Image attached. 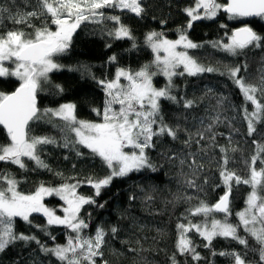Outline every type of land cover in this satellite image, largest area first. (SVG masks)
<instances>
[{"label": "snow or ice", "instance_id": "1", "mask_svg": "<svg viewBox=\"0 0 264 264\" xmlns=\"http://www.w3.org/2000/svg\"><path fill=\"white\" fill-rule=\"evenodd\" d=\"M105 9L128 11L137 17H142L146 12L143 0H37L34 10L17 11L14 14L9 8L0 6V15L7 13L6 18L11 19L14 24L33 29L32 32L23 28L0 32V78L14 77L18 81V86L13 91H0V128L6 130L8 138V143L0 144V162L28 170L27 161H32L36 168L51 171L42 158L41 151L45 145H58L75 151L77 156L83 155L80 151V147H83L100 158L109 169L108 175L101 179L89 177L84 181L65 182L59 186H45L41 183L31 193L19 190V181L14 175L0 172V253L18 242L25 245L34 243L41 253L55 257L59 264H98V258L100 264H108L102 259L107 237H115L119 229L113 226L106 231L104 227L98 226L94 234H85L89 223L82 218V209L85 205L96 204L95 196H99L102 189L110 186L115 178H124L144 170L157 171V166L150 157V150L155 149L164 138L179 140L180 133L184 132L186 138L183 144L188 151L180 156L175 152L166 154L169 160L178 159L182 170L188 168L189 173L184 174V186L196 192L203 191L202 186L197 183L200 173L204 171V164L199 157L201 154L207 155L209 145L204 142L212 141L211 146L218 147L221 154L217 161L219 183L214 188L223 191L214 204L191 195L179 198L188 203L195 198L198 202L190 205L183 220L177 223L176 253L170 257V264H179L177 254L190 255L194 261L203 259L189 235L193 232L205 241V248H211L217 237L234 240L248 248L249 238H252L258 245V264H264V143L252 141L255 151L246 161L248 174L241 176L229 168V147L215 143L214 126L221 122L219 114L208 123L201 119V129L191 132L188 128H181L179 124H169L162 108L163 101L184 109L195 106L194 100L174 94L177 89L174 77L185 74L195 77L215 72L227 74L245 102L240 111L247 123V135L251 137L257 132V124H264V71L257 83H250L241 75L242 70H247L246 65H225V70L220 71L217 67L200 63L187 50L202 45L189 39L186 30L191 29L194 22L212 20L221 12L232 21L245 18L264 20V0H194L193 6L183 9L188 22L185 28L178 29V39L170 40L163 32H149L145 38L146 43L155 54L151 64H145L138 71L117 68L113 79L97 81L105 93L103 107L92 109L100 117L99 121L79 119L74 103H64L55 109H41L38 105L39 92L49 82V74L63 67L54 57L67 52L73 34L81 23L88 20L99 23L101 19H107L115 25L107 31L108 36L116 40H135L131 28L121 21V17L106 16ZM41 17L50 21L55 30L47 23L43 27H35L32 20ZM161 23L165 24L167 21ZM221 27L227 28V25L222 24ZM225 35L228 37L227 43L216 41L212 47L220 48L231 56L241 55L250 48L264 47V35L259 34L248 23L235 28L230 35ZM132 46L135 47V43ZM109 59L114 62L117 57L113 55ZM153 66L155 71L152 70ZM157 75L166 78L167 83L163 87H157L153 83V78ZM122 80L126 83H122ZM56 87L63 91L59 85ZM226 100L227 97H221L218 104L222 105ZM248 105H251V109ZM42 120L60 129L64 134L62 142H58L55 137L31 134V125ZM229 126L231 127V122ZM193 145L196 146L195 151H192ZM231 151L236 149L232 148ZM82 183L90 185L95 190V195L79 194L77 189ZM203 183H208L207 177H204ZM240 185L247 186L249 192L244 201L245 207L235 213L237 222L233 223L229 219L233 215L232 196L234 189ZM46 196H57L64 202L66 207L62 209V216L57 215L55 209L46 206ZM147 199L151 200L152 197ZM98 207L103 208L104 205L100 204ZM34 214L42 215L45 224H34ZM216 214H221L222 218H216ZM189 217L203 219L193 222ZM17 220L36 227L53 241L56 238L48 231L51 226H63L70 234L66 243L50 247L35 234L18 232ZM241 230L245 235L240 234ZM212 254L230 256L233 264H250L246 256L236 251H213Z\"/></svg>", "mask_w": 264, "mask_h": 264}, {"label": "trees", "instance_id": "2", "mask_svg": "<svg viewBox=\"0 0 264 264\" xmlns=\"http://www.w3.org/2000/svg\"><path fill=\"white\" fill-rule=\"evenodd\" d=\"M143 3L146 12L142 17L118 9L104 10L106 16L121 17V21L131 28L134 41L116 40L108 36L107 31L115 26L110 20L101 19L99 23L88 20L81 23L73 34L67 52L54 57V60L63 67L49 74V82L45 83L44 90L39 92L38 105L41 109H54L64 103H74L77 106L76 115L79 119L99 121L100 117L96 116L92 109L103 107L105 93L97 81L113 79L117 68L138 71L145 64H151L154 54L146 43V35L151 31H157L163 32L169 39L179 37L178 29L185 28L188 22L183 9L193 6L194 0H143ZM36 5L37 0H0V6L9 8L13 14L17 11H32ZM6 17L7 13L0 15V32L16 28H23L27 32L33 31L32 28L24 25L14 24ZM161 21L167 23L162 24ZM46 23L52 30L55 29V26L44 17L32 20L35 27H43ZM244 23H248L255 31L264 35V20L259 18L232 21L221 12L212 20L194 22L193 27L186 30V34L202 46L190 49L191 56L204 65L219 68L220 71L225 70V65L233 67L246 65L247 70H242L241 75L248 82L257 83L264 71V47L247 49L238 56H231L220 48L212 47L216 41L227 43L228 37L225 33L230 35L232 30L243 26ZM222 24H226L227 28H222ZM133 43L135 47L132 46ZM113 55L117 57L114 62L109 59ZM152 70L155 71L154 66ZM173 79L177 86L174 94L194 100L195 106L184 109L163 101V114L167 122L172 125L179 124L181 128L195 132L201 129V119L208 123L212 117L219 114L221 122L214 126L215 143L229 147L228 155L231 158L229 168L241 176H246L248 174L246 161L255 151L252 141L264 143V124H257V132L253 136L247 135V123L240 111L245 102L233 81L227 74L221 75L219 72L204 73L195 77L185 74ZM153 82L155 86L163 87L167 80L162 75H157L153 78ZM56 85H59L63 91H59ZM17 86L18 81L14 77L0 78V91L11 92ZM221 97H227V100L219 105L218 100ZM248 107L251 109V105ZM31 134L55 137L58 142H62L64 135L58 127L43 120L31 125ZM229 137H231L230 143ZM185 138L184 132L180 133V139L177 141L164 138L149 153L157 166V171L144 170L124 178H115L110 186L102 189L99 196H95L96 204L85 205L82 209L81 216L89 223L85 234H94L98 226L104 227L106 231L113 226L119 229L115 237L111 235L107 237L102 259L108 264H170V257L176 253L177 223L183 220L186 209L198 202L195 198L190 203L179 198L191 195L214 204L222 194L223 189L214 188L219 183L217 161L221 154L218 147L211 146L212 141L204 142L209 145L207 155L201 154L199 157L204 164V171L200 173L197 183L202 186L203 191L196 192L184 186V174L189 173L188 168L182 170L178 159L169 160L166 154L175 152L180 156L188 151L183 144ZM6 143H8L6 130L0 128V144ZM232 148L236 151H231ZM195 150L196 146L193 145L192 151ZM80 151L83 155L77 156L75 151L68 148L45 145L41 156L48 163L51 171L36 168L32 161H27L28 170L0 162V172L14 175L19 181V190L24 193L34 192L41 183L45 186H59L65 182L75 183L76 180L84 181L89 177L95 180L108 175L109 169L100 158L93 156L83 147H80ZM204 177L208 178L207 184L203 183ZM77 191L84 196L95 195V190L86 183H82ZM248 192L249 188L245 185L234 189L231 204L233 215L229 217L233 223L237 222L235 213L244 207ZM133 196L135 199H130ZM148 197L152 199L148 200ZM45 201L58 214H62V202L59 197L51 196ZM100 204L104 207H98ZM216 218H222L221 214H216ZM189 219L200 222L203 218L189 217ZM33 223L44 225L45 218L40 214H34ZM16 230L35 234L50 247L66 243L70 234L63 226H51L48 231L55 236L56 239L53 241L36 227H31L20 220L16 221ZM240 234L245 235L243 230ZM189 235L196 245V251L203 259L194 261L190 255L177 254L179 264H233L230 256H213V251L217 253L236 251L246 256L250 264H258V245L252 238H249L248 248L234 240L219 237L213 240L211 248H205V241L198 234L193 232ZM0 264H59V262L55 257L41 253L34 243L25 245L23 242H18L0 253ZM98 264H100L99 258Z\"/></svg>", "mask_w": 264, "mask_h": 264}, {"label": "rangeland", "instance_id": "3", "mask_svg": "<svg viewBox=\"0 0 264 264\" xmlns=\"http://www.w3.org/2000/svg\"><path fill=\"white\" fill-rule=\"evenodd\" d=\"M53 30H55V29H53ZM178 38H179V37H177V38H175V39H170V40H176V39H178ZM168 39H169V38H168ZM189 39H190V38H189ZM192 41H193V40H192ZM193 42H194V41H193ZM150 48H151V47H150ZM178 50H183V49H178ZM187 51H188L189 55H191V54H190V49H188ZM153 54H154V53H153ZM154 55H155V54H154ZM153 60H154V59H153ZM180 70H181V69H177V71H180ZM121 82L123 83V80H122ZM153 83H154V82H153ZM57 108H58V107H57ZM54 109H55V108H54ZM49 197H51V196H46V197L44 198V203L46 204L47 207L54 209L53 207H50V205L45 201V199H46V198H49ZM56 197H57V196H56ZM59 199H60V198H59ZM61 202H62L61 209H63V207H66V205H64V202H63L62 200H61ZM244 207H245V204H244ZM244 207H243V208H244ZM243 208H242V209H243ZM242 209H241V210H242ZM241 210H240V211H241ZM61 211H62V210H61ZM238 212H239V211H238ZM57 215H61V216H62V215H63V211H62V214H58V213H57ZM218 219H220V218H218Z\"/></svg>", "mask_w": 264, "mask_h": 264}]
</instances>
